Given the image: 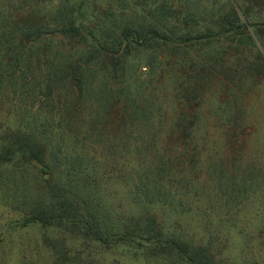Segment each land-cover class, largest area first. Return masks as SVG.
Here are the masks:
<instances>
[{
  "label": "trees",
  "instance_id": "16d2710c",
  "mask_svg": "<svg viewBox=\"0 0 264 264\" xmlns=\"http://www.w3.org/2000/svg\"><path fill=\"white\" fill-rule=\"evenodd\" d=\"M104 1L0 11V254L38 226L52 264H264V22L235 0ZM93 149L131 170L109 183Z\"/></svg>",
  "mask_w": 264,
  "mask_h": 264
},
{
  "label": "rangeland",
  "instance_id": "374dc122",
  "mask_svg": "<svg viewBox=\"0 0 264 264\" xmlns=\"http://www.w3.org/2000/svg\"><path fill=\"white\" fill-rule=\"evenodd\" d=\"M6 1V0H4ZM41 0H14L12 2V6L3 5L0 3V11L6 8L7 6L11 8L12 12L18 10V8L24 6L36 5V3ZM81 1V0H79ZM116 1V0H112ZM121 1V0H117ZM164 0H125L123 3L124 6L134 7L133 5H137L138 7L148 9L151 6H155L160 4ZM171 1L177 8H181L183 6H191V7H200V6H211L212 3H222L224 0H169ZM240 6H248L253 11V15L256 20H258L257 24H261L264 22V0H235ZM46 4L51 6L55 5L56 0H44ZM84 2V0H82ZM2 6V7H1ZM88 6V7H87ZM87 8L93 7L96 9L97 14L103 13L105 11V1L104 0H88L84 6ZM9 10V9H7ZM133 10H131V13ZM31 106V101L25 103L24 107L29 108ZM20 107V106H19ZM11 105L9 100H3L0 103V124L5 121V118H8L9 111H11ZM16 110V109H15ZM18 112H21L18 109ZM256 127L257 133L254 136L256 143H254V153H252V161H256L258 163H264V92L262 95H259L256 100ZM99 148V147H97ZM250 149V150H252ZM95 154V162L99 169V172L104 175V179L109 183H114L119 175L125 174L126 170H131V165L133 164V157L127 151H122L118 154L113 153H105L103 149H98V151L92 150ZM91 151V152H92ZM116 184V183H115ZM18 196L22 191L19 190ZM15 193V194H17ZM17 216L14 214H6L5 219L2 217L3 222L9 219H15ZM44 233L49 234V236H55L56 232L53 230H44L40 227H32L24 230H17L13 233V238L8 245H6V249H4L0 254V264H52L49 259V253L43 249L42 246V236ZM69 242L74 246H79L80 243L76 241L72 242L71 239ZM123 250V249H121ZM126 253V251L119 252L120 254ZM96 254V253H94ZM88 255V254H87ZM117 257H112L109 259V262L119 261L121 264H161V262H150L146 261H136L137 259L130 258L129 255L122 256L119 254ZM95 256V255H93ZM126 258V259H125ZM129 260H128V259ZM124 259V260H122Z\"/></svg>",
  "mask_w": 264,
  "mask_h": 264
}]
</instances>
